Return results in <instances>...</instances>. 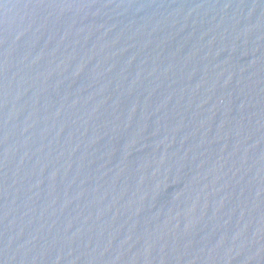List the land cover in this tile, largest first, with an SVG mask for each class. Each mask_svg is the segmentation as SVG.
Here are the masks:
<instances>
[{
	"label": "water",
	"instance_id": "1",
	"mask_svg": "<svg viewBox=\"0 0 264 264\" xmlns=\"http://www.w3.org/2000/svg\"><path fill=\"white\" fill-rule=\"evenodd\" d=\"M0 264H264V0H0Z\"/></svg>",
	"mask_w": 264,
	"mask_h": 264
},
{
	"label": "snow or ice",
	"instance_id": "2",
	"mask_svg": "<svg viewBox=\"0 0 264 264\" xmlns=\"http://www.w3.org/2000/svg\"><path fill=\"white\" fill-rule=\"evenodd\" d=\"M63 2H67V0H63Z\"/></svg>",
	"mask_w": 264,
	"mask_h": 264
}]
</instances>
